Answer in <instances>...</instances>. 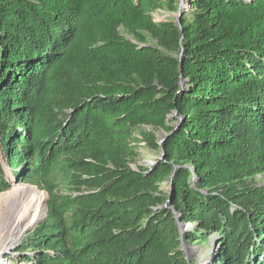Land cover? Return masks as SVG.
<instances>
[{
  "label": "trees",
  "instance_id": "obj_1",
  "mask_svg": "<svg viewBox=\"0 0 264 264\" xmlns=\"http://www.w3.org/2000/svg\"><path fill=\"white\" fill-rule=\"evenodd\" d=\"M189 6L0 0V195H48L28 264H194L209 234L210 264H264V0Z\"/></svg>",
  "mask_w": 264,
  "mask_h": 264
},
{
  "label": "rangeland",
  "instance_id": "obj_2",
  "mask_svg": "<svg viewBox=\"0 0 264 264\" xmlns=\"http://www.w3.org/2000/svg\"><path fill=\"white\" fill-rule=\"evenodd\" d=\"M190 10L189 0H178V11L177 13H169L167 8H159L157 11L152 13V16L156 22L162 23L168 18H172L173 20H179V13L188 12ZM122 34L133 42L134 39L132 36L126 35L122 32ZM147 46L152 48L159 49L158 42L155 39H148L146 42ZM140 131L149 132L151 131L150 127L144 126L141 129H137L134 131V138L136 139L134 144L137 151V159L136 165L144 168H149L153 165L158 159L162 157L160 151H152L150 149L144 148V143L140 142ZM155 138L157 141H160L164 137L163 131H155ZM136 165L132 164L131 167L136 169ZM257 185H264V174L257 177L254 182ZM168 184L164 182L162 184V189L164 191L168 190ZM57 193L62 195L65 193L63 187L57 189ZM36 196L44 197L46 208H47V199L48 195L44 192H34L28 189H20L17 191H13L7 193L5 195H0V245H7L12 238L13 232L15 228L18 227L20 222L23 220L24 211L29 208ZM19 210L20 215L17 217L16 211ZM47 213V209H46ZM46 215L43 217V219ZM22 219V220H21ZM42 219V220H43ZM180 219V218H178ZM41 220V221H42ZM40 222V221H39ZM194 227V225L187 223L181 224V230L184 232ZM35 228V226L33 227ZM33 228L29 229L25 235L16 243L8 246V248L2 249L0 251V264H28L26 259H33L35 254L28 250L27 252L19 253L20 244L28 235L29 231ZM209 241L207 244L203 245H184L183 250L189 260L190 263L194 264H210L211 263V255L217 251L220 246L218 245V237L215 234L208 235ZM30 264H35L33 261Z\"/></svg>",
  "mask_w": 264,
  "mask_h": 264
},
{
  "label": "bare ground",
  "instance_id": "obj_3",
  "mask_svg": "<svg viewBox=\"0 0 264 264\" xmlns=\"http://www.w3.org/2000/svg\"><path fill=\"white\" fill-rule=\"evenodd\" d=\"M46 215V203L44 197L36 196L34 199L31 211L29 215L19 224V226L14 230L13 235L9 243L5 245H0V251L2 249L10 247V245L19 241L25 233L33 228L39 221L43 219Z\"/></svg>",
  "mask_w": 264,
  "mask_h": 264
},
{
  "label": "water",
  "instance_id": "obj_4",
  "mask_svg": "<svg viewBox=\"0 0 264 264\" xmlns=\"http://www.w3.org/2000/svg\"><path fill=\"white\" fill-rule=\"evenodd\" d=\"M46 209H47V208H46ZM41 222H42V221L38 222V223L35 225V227L38 226Z\"/></svg>",
  "mask_w": 264,
  "mask_h": 264
}]
</instances>
